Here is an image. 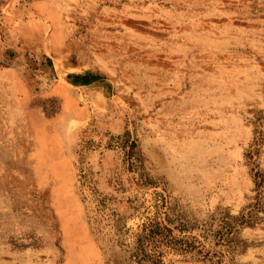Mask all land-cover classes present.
<instances>
[{"label":"rangeland","instance_id":"374dc122","mask_svg":"<svg viewBox=\"0 0 264 264\" xmlns=\"http://www.w3.org/2000/svg\"><path fill=\"white\" fill-rule=\"evenodd\" d=\"M165 210L161 264H264V0H0V264H136Z\"/></svg>","mask_w":264,"mask_h":264},{"label":"trees","instance_id":"16d2710c","mask_svg":"<svg viewBox=\"0 0 264 264\" xmlns=\"http://www.w3.org/2000/svg\"><path fill=\"white\" fill-rule=\"evenodd\" d=\"M48 63L50 64L49 60ZM94 80L95 78L90 76L73 78V82L81 86H86ZM131 148H133L132 144ZM162 201L165 204L164 198ZM170 224L169 214L165 210L155 219L141 225L136 238L135 251L131 256L136 264H161L166 253L174 251L184 254L198 247L192 237L193 240H189L188 237L185 239L176 237L173 230L177 229L172 228ZM179 228V232L183 233V227Z\"/></svg>","mask_w":264,"mask_h":264}]
</instances>
